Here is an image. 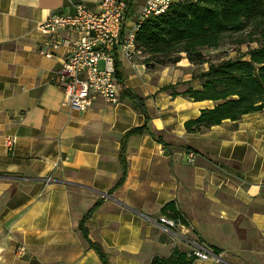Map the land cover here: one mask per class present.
Wrapping results in <instances>:
<instances>
[{"label": "crops", "instance_id": "1", "mask_svg": "<svg viewBox=\"0 0 264 264\" xmlns=\"http://www.w3.org/2000/svg\"><path fill=\"white\" fill-rule=\"evenodd\" d=\"M101 2L0 0V264H101L78 230L97 202L84 228L109 264H148L196 246L219 251L192 264H264V112L186 132L184 123L212 103L184 95L199 88L184 54L149 68L117 55L121 86L143 99L148 129L165 144L147 133L122 142L144 116L120 98L117 82L115 104L65 106L52 80L76 36L61 32L66 41L46 57L36 28L76 3L97 13ZM140 4L129 5L124 33ZM7 135L16 137L11 152ZM122 147L126 176L115 187ZM169 202L186 222L175 234L157 224Z\"/></svg>", "mask_w": 264, "mask_h": 264}, {"label": "trees", "instance_id": "2", "mask_svg": "<svg viewBox=\"0 0 264 264\" xmlns=\"http://www.w3.org/2000/svg\"><path fill=\"white\" fill-rule=\"evenodd\" d=\"M233 36H236L235 44L256 43V46L235 57L218 60L207 57L205 51L224 47L227 38ZM134 41L146 56L143 63L148 68L177 63L182 54L194 66L191 81L198 82L199 88H188L184 95L195 102L209 101L212 106L201 109L195 118L186 121L183 125L186 132L202 133L225 120L236 122L246 114L264 112V0H178L164 13L144 19L135 32ZM204 65L206 69L202 70ZM119 69L116 57L115 79L120 85V98L144 116V124L128 130L122 142L130 135L147 133L165 144L148 129L149 118L143 99L121 86ZM119 161L121 174L115 187L120 186L126 176L123 147ZM99 204L95 203L83 215L78 230L101 264H109L100 245L87 239L84 228V222ZM162 213V216L180 219L183 225L186 223L174 202L165 204ZM217 251L212 252L217 254ZM195 259L191 251L174 248L168 256H154L148 264H192Z\"/></svg>", "mask_w": 264, "mask_h": 264}, {"label": "built area", "instance_id": "3", "mask_svg": "<svg viewBox=\"0 0 264 264\" xmlns=\"http://www.w3.org/2000/svg\"><path fill=\"white\" fill-rule=\"evenodd\" d=\"M135 1L102 0L97 13L89 11L83 3H76L72 13H52L37 26V31L44 37L38 53L46 57L52 56L53 51L66 41L61 38V32L76 36L68 45L67 55L54 71L52 80L62 91L68 108L84 111L98 98L110 104L118 102L115 79L118 53L127 62L141 57L143 63L146 56L135 45V32L144 19L164 13L172 0H141L132 12L130 29L124 33L129 5ZM4 138L5 148L11 152L16 137L7 135ZM189 157L192 160V156ZM182 218L185 220L183 215ZM157 224L173 234L177 226H184L180 219L162 215ZM23 251V247L17 249L18 254ZM190 251L201 260L207 259L212 252L204 246H196Z\"/></svg>", "mask_w": 264, "mask_h": 264}, {"label": "rangeland", "instance_id": "4", "mask_svg": "<svg viewBox=\"0 0 264 264\" xmlns=\"http://www.w3.org/2000/svg\"><path fill=\"white\" fill-rule=\"evenodd\" d=\"M235 38H236V36H233L231 38H227V41H226L224 47H221L215 51H209V50L205 51V54L207 55V57H209L211 59L218 60L220 58L235 57L237 54L246 51L249 47H255L256 46V43H251L249 45H247V44H235L234 43ZM198 69H196V70H198Z\"/></svg>", "mask_w": 264, "mask_h": 264}]
</instances>
